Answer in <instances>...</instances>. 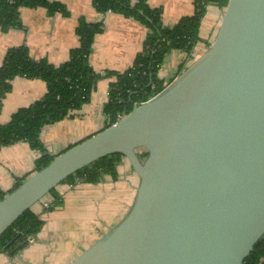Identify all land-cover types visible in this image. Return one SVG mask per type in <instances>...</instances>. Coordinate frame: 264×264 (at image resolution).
<instances>
[{"label": "water", "instance_id": "1", "mask_svg": "<svg viewBox=\"0 0 264 264\" xmlns=\"http://www.w3.org/2000/svg\"><path fill=\"white\" fill-rule=\"evenodd\" d=\"M113 153L138 176L134 201L69 264H243L264 238V0H230L192 66L6 194L0 236Z\"/></svg>", "mask_w": 264, "mask_h": 264}, {"label": "crops", "instance_id": "2", "mask_svg": "<svg viewBox=\"0 0 264 264\" xmlns=\"http://www.w3.org/2000/svg\"><path fill=\"white\" fill-rule=\"evenodd\" d=\"M52 1L64 4L69 15H50L44 7H23L20 10L21 27L7 32L0 28V66L7 51L18 46L28 47L35 59L47 58L52 64H62L69 59L71 50L80 45L76 32L79 20L103 22V30L96 35L90 56L92 67L101 74L90 101L73 111L72 116L46 125L41 131L46 150L56 156L106 127L104 106L109 100L111 83L116 79L108 74L124 72L133 65L144 48L149 29L138 20L119 13L100 14L93 0ZM150 5L162 9L166 26H173L183 16L195 12L193 0H150ZM223 13L224 10L216 6L208 7L200 27L202 40L196 44L191 56L178 49L167 54L158 73L166 86L208 51L207 42L212 44L214 41ZM46 92L47 84L41 79L14 78L12 89L0 101V124L8 123L18 109L30 106ZM41 156L42 151L33 149L25 141L0 147V189L8 193L19 180L34 173ZM117 172V178L106 175L98 183L82 181L74 186H58L62 205L53 210L45 209L43 204L33 208L44 221L41 232L33 242L12 255L0 250V264H69L73 261L76 257L69 259L70 256H79L92 243L86 242L88 236L82 239L84 235L93 232L94 240L99 238L96 227L100 209L115 219L106 225L104 232H107L125 216L134 201L139 182L137 174L125 159L118 165ZM92 193L97 194L93 197Z\"/></svg>", "mask_w": 264, "mask_h": 264}, {"label": "trees", "instance_id": "3", "mask_svg": "<svg viewBox=\"0 0 264 264\" xmlns=\"http://www.w3.org/2000/svg\"><path fill=\"white\" fill-rule=\"evenodd\" d=\"M229 1L193 0L194 14L183 16L173 26H166L162 9L152 8L150 0H137L135 3L132 0H93L94 7L100 14L119 13L138 20L149 29L144 48L136 56L133 65L124 72L108 74L114 75L116 79L111 83L109 100L104 106L106 127L114 124L119 114L130 113L134 102L147 101L166 87L158 73L167 54L178 49L191 56L196 44L202 40L200 27L208 7L216 6L225 10ZM23 7H44L50 15H69L66 6L57 1L0 0V28L3 32L22 26L20 10ZM102 30V21L88 22L80 19L76 29L80 45L72 49L69 59L59 65L50 63L47 58L35 59L26 46L12 47L5 55L0 66V101L10 92L12 80L17 76L41 79L47 84V92L42 98L28 107L18 109L8 123L0 124V147L25 141L33 149L42 151V156L36 162L37 171L48 166L54 159L41 139L42 129L72 116L73 111L80 109L91 99L101 74L92 67L90 56L95 37ZM207 43L211 45L210 41ZM146 155L147 153L141 154V160ZM123 159L121 153L107 155L77 171L60 185L74 186L82 181L98 183L106 175L117 178V167ZM23 181L24 179L19 180L10 192ZM8 193L0 189V200ZM49 195L53 197V201L48 209L53 210L62 205V197L57 188L51 190ZM43 225L44 221L33 208L27 210L0 236V250L10 253L21 243L26 242V246L29 244V237L39 234ZM243 264H264V238L256 243Z\"/></svg>", "mask_w": 264, "mask_h": 264}, {"label": "rangeland", "instance_id": "4", "mask_svg": "<svg viewBox=\"0 0 264 264\" xmlns=\"http://www.w3.org/2000/svg\"><path fill=\"white\" fill-rule=\"evenodd\" d=\"M97 194V193H96ZM96 194H94V193H92V194H90V195H92L93 197L96 195ZM50 196V195H49ZM51 199V196L50 197H48V199ZM49 199V200H50ZM44 200V199H43ZM43 200L42 201H40V202H38L33 208H35L36 206H38V204H43ZM45 201H47V199H45ZM53 201V200H52ZM50 202V201H49ZM57 208V207H56ZM46 209V208H45ZM95 217V216H94ZM97 219H98V226L96 227V229H98V236L97 237H101L102 235H104L106 232H104L105 230H107L106 229V225L108 224V223H110V222H112V221H115V219H113V216H110V215H107V214H104L103 213V211H102V209H100V211H99V214H98V216H97ZM117 223V222H116ZM115 224V223H114ZM113 224V225H114ZM113 226H111V228H112ZM109 231V230H108ZM88 236V237H87ZM85 237H87V238H85ZM86 239V242H88V241H91L92 243H95L97 240H94L95 238H94V234H93V232L92 233H89V234H87V235H84L83 236V238L82 239ZM83 242H85V241H83ZM92 243H91V245H92ZM90 245V246H91ZM89 246V247H90ZM88 247V248H89ZM83 253V252H82ZM71 257H73V258H78L79 256H77V254H73L72 256H70L69 257V259H71ZM75 258V259H76ZM74 259V260H75ZM73 260V261H74Z\"/></svg>", "mask_w": 264, "mask_h": 264}, {"label": "built area", "instance_id": "5", "mask_svg": "<svg viewBox=\"0 0 264 264\" xmlns=\"http://www.w3.org/2000/svg\"><path fill=\"white\" fill-rule=\"evenodd\" d=\"M154 87V86H153ZM127 93H129V90L126 91ZM142 102H134V108L138 105H140ZM126 114H119L118 115V120H120L123 116H125ZM49 199H47V201L43 200V207L48 209L49 206L51 205L52 201H50ZM33 238L34 237H29V242H33Z\"/></svg>", "mask_w": 264, "mask_h": 264}]
</instances>
